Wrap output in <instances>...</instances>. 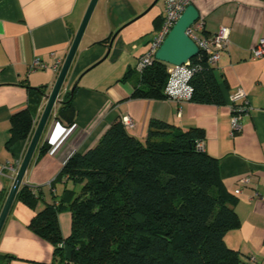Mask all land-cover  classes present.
<instances>
[{"label":"crops","instance_id":"obj_1","mask_svg":"<svg viewBox=\"0 0 264 264\" xmlns=\"http://www.w3.org/2000/svg\"><path fill=\"white\" fill-rule=\"evenodd\" d=\"M89 1L0 0V164L18 167L21 162L30 139L7 148L10 118L27 106V86L44 87V93L51 90L60 69L51 66L57 60L62 64ZM154 1H97L59 96L62 99L82 73L73 92L74 128L57 146V141L48 142L56 121L70 126L56 118L60 103H55L21 185L41 190L36 210L42 209L53 196L58 198L65 187L72 186L64 180L50 186L65 160L73 152L87 151L123 116L132 120L129 131L141 140L152 119L182 130L198 127L204 133V151L219 159L225 189L237 196L234 210L240 225L225 233L224 242L239 252L245 264H264V56H251L252 47L264 38V0H187L203 21L204 35L221 28L228 31L226 48L214 66L224 96L220 105L131 97L133 85L121 77L135 67L161 25L165 0ZM35 58L48 67L31 70ZM237 89L246 92L247 108L241 117L242 129L231 136L229 98ZM15 173L7 167L0 170V200H5ZM244 178L248 182L244 183ZM64 210L58 213V221L66 237L71 215ZM34 213L15 197L0 231V254L13 256L8 264L60 263L53 245L28 228Z\"/></svg>","mask_w":264,"mask_h":264},{"label":"trees","instance_id":"obj_2","mask_svg":"<svg viewBox=\"0 0 264 264\" xmlns=\"http://www.w3.org/2000/svg\"><path fill=\"white\" fill-rule=\"evenodd\" d=\"M190 61L197 70L188 100L223 104L206 56ZM135 67L121 77L132 83L131 97L166 99L167 64L154 58L140 71ZM27 87V106L9 121L7 148L28 141L37 122L44 87ZM72 101L66 91L56 115L67 125L74 123ZM203 138L201 128L152 119L141 140L117 118L87 151L65 160L50 186L62 180L72 186L58 198L36 210L41 190L19 187L16 199L35 210L28 228L53 245L59 264H245L224 242L225 233L240 225L237 196L222 183L219 159L196 147ZM64 209L71 215L66 237L58 221ZM12 258L0 254V264Z\"/></svg>","mask_w":264,"mask_h":264},{"label":"built area","instance_id":"obj_3","mask_svg":"<svg viewBox=\"0 0 264 264\" xmlns=\"http://www.w3.org/2000/svg\"><path fill=\"white\" fill-rule=\"evenodd\" d=\"M187 5V0H165L164 15L161 25L154 34L147 51L138 57L135 67L137 71H140L147 65L151 64L155 58V51L161 45ZM185 33L197 45V54L202 53L205 55L210 66L214 67L219 59L220 52L226 48L228 42L227 29L221 28L217 33L206 36L203 34V21L201 19H197L188 28H186ZM251 56L253 58L264 56V38L260 39L258 43L252 47ZM60 66V60H57L51 67L53 69H58ZM29 67L31 70L46 69L48 64L38 58H35L30 63ZM196 70L197 65L193 64L190 59L180 65L167 63V81L164 87V92L167 98L177 101L188 100L192 93V87L189 82ZM245 98L246 92L243 89H237L232 95H230L231 136L235 135L242 129L241 117L247 108L245 105L246 101H244ZM122 121L126 127H133V122L128 116H123ZM73 128L74 124L69 127H65L56 121L48 142L54 144L57 141V146L65 139ZM53 136H55V138H53ZM196 147L200 150H204L203 141L197 142ZM54 149L55 146L52 148L51 152ZM4 167H7L13 173L17 170V165L9 163L0 164V170ZM242 181L246 183L248 182V178H244ZM236 192H239V190H236Z\"/></svg>","mask_w":264,"mask_h":264},{"label":"water","instance_id":"obj_4","mask_svg":"<svg viewBox=\"0 0 264 264\" xmlns=\"http://www.w3.org/2000/svg\"><path fill=\"white\" fill-rule=\"evenodd\" d=\"M97 1L98 0L89 1L87 8L84 12V15L81 19V22L78 26V29L73 36L69 49L57 73L53 86L48 93L43 94V98L46 99L45 104L37 120V123L34 127L33 133L28 142L23 158L17 167L15 176L13 178V182L10 186V189L0 209V231L8 215V212L11 208V205L16 197L17 191L22 183V179L25 174V171L37 147L39 139L44 131V128L49 119L53 106L55 103L62 102V99L59 98L61 89L64 85L66 76L68 74L69 68L76 54L81 37L86 29V26L88 24V21L95 8ZM156 1L157 0H155L154 2ZM198 18H199L198 11L195 9V7L192 4H188L185 10L183 11V13L181 14V16L178 18L176 23L173 25V27L171 28V30L163 40V42L161 43V45L155 51V58L157 60L165 62L166 64L168 63V64L180 65L185 63L192 57H194L198 53V47L193 42V40H191L186 35L185 30ZM114 37H115V33L110 38L108 44V50L111 47ZM106 55L107 53L99 61L94 63V65L101 62L106 57ZM94 65L87 68L86 71L92 68ZM81 74L77 77V79L69 89L71 95L73 94L74 89L76 88V85L78 83Z\"/></svg>","mask_w":264,"mask_h":264},{"label":"rangeland","instance_id":"obj_5","mask_svg":"<svg viewBox=\"0 0 264 264\" xmlns=\"http://www.w3.org/2000/svg\"><path fill=\"white\" fill-rule=\"evenodd\" d=\"M62 211H63V210H62ZM64 211H65V212H67V210H66V209H65ZM60 212H61V211H60Z\"/></svg>","mask_w":264,"mask_h":264}]
</instances>
